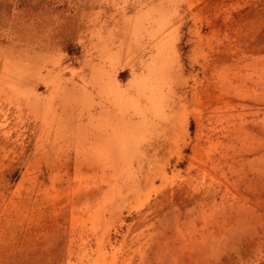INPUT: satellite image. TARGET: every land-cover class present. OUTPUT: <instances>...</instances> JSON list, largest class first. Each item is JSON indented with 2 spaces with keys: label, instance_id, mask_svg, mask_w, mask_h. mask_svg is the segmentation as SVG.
I'll return each instance as SVG.
<instances>
[{
  "label": "rangeland",
  "instance_id": "374dc122",
  "mask_svg": "<svg viewBox=\"0 0 264 264\" xmlns=\"http://www.w3.org/2000/svg\"><path fill=\"white\" fill-rule=\"evenodd\" d=\"M0 264H264V0H0Z\"/></svg>",
  "mask_w": 264,
  "mask_h": 264
}]
</instances>
